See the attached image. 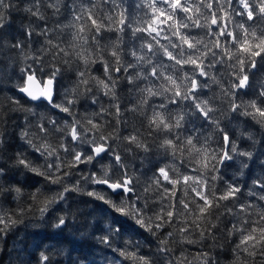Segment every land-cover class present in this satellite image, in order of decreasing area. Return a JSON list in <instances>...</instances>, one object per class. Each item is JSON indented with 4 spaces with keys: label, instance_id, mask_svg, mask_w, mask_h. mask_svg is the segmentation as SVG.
Here are the masks:
<instances>
[{
    "label": "snow or ice",
    "instance_id": "6c2138e0",
    "mask_svg": "<svg viewBox=\"0 0 264 264\" xmlns=\"http://www.w3.org/2000/svg\"><path fill=\"white\" fill-rule=\"evenodd\" d=\"M138 7L145 10L144 16L128 12L123 0H72L71 6L65 0H27L22 11L30 19L23 26V39H18L11 36L9 16L21 9L14 0H0V48L24 53L29 45L41 44L25 55L32 63L20 69L24 83L17 85L35 106L25 109L18 100L7 98L14 105L11 110L36 116L35 108L46 106L72 118L58 123L40 116L35 125L25 118L20 139L39 153L43 165L37 166L19 153L13 166H23L52 185H63L62 191L50 196L38 188L29 198L39 205L41 218L52 206L66 201V193L81 192L102 201L111 211L106 209L101 218H94V227L103 233L97 240L123 258L124 264L155 262L139 242L124 241L123 247H112L125 227L115 214L134 220L157 237L160 264H165L164 255L174 251L169 245L177 238L180 243H198L190 238L192 232L199 230L203 240L206 233L221 226L228 236L239 235L237 250L264 256V161L251 184L243 186L235 177L224 180L219 167L233 160V154L246 158L241 168H248L247 160H253V152L239 150L231 133L221 126L220 117L225 113L249 118L252 123L241 135L253 147L261 143L257 136L264 138V80L255 79L258 74L264 76V0H141ZM53 17L57 19L50 24ZM61 18L67 22L62 23ZM108 33L118 35L111 38ZM128 34L141 43L127 47L124 37ZM45 57H49L47 72ZM95 65L102 66L103 78L93 74ZM68 70L75 72L76 80L61 94L63 72ZM45 75L47 79H43ZM121 83L128 87L131 105L123 109L117 92ZM212 85L218 91L206 96L204 89L211 90ZM100 94L108 98L107 107ZM246 96L250 98L246 100ZM81 98L98 105V111L75 113L72 106ZM2 109L0 101V116ZM125 112L142 118L140 126L133 125L128 134L118 127L123 124L124 130L128 128ZM109 116L113 119L108 120ZM192 118L201 127L189 132L186 124ZM33 127L38 131L33 132ZM51 133L59 134L58 144L49 140ZM3 137L0 131V149ZM213 142L219 147L213 148ZM136 149L145 153V158L151 153L163 157L148 170L151 176L129 172L123 153ZM106 157L109 162L93 170V162ZM79 165L93 168L70 183L65 178L75 175L72 170H78ZM6 175L8 169L0 163V196L14 192L13 199L22 200L25 193L20 187L6 186ZM141 177L144 187L138 192ZM87 186L96 187L87 190ZM109 190L119 202L111 198ZM25 211L18 206L21 216ZM226 216L236 223H225L222 217ZM57 219L55 228L67 226L65 216ZM19 222L0 206V234ZM196 259L210 264L206 254ZM37 264L59 262L42 252ZM166 264H187V258H169Z\"/></svg>",
    "mask_w": 264,
    "mask_h": 264
},
{
    "label": "trees",
    "instance_id": "16d2710c",
    "mask_svg": "<svg viewBox=\"0 0 264 264\" xmlns=\"http://www.w3.org/2000/svg\"><path fill=\"white\" fill-rule=\"evenodd\" d=\"M14 2L21 10L11 11L10 13L11 36L23 39L21 35L23 26L27 25L30 19L28 14L22 11L27 4V0H14ZM140 2L141 0H123V7L131 14L142 17L144 16L145 10L138 7ZM65 3L71 6L72 0H65ZM48 15L51 16L50 10ZM55 19L57 18L53 17L49 23L51 24ZM61 22L66 23L67 21L61 18ZM116 35L118 34H107L111 38H114ZM65 37H67V33H65ZM124 39L127 47H133L141 43L140 40L130 34L125 35ZM40 47L41 44L33 43L25 49L24 53L8 48H0V101L3 102V115L0 116V131L4 133V145L0 149V163L4 164L8 169V175L4 178L6 186L20 187L25 193L24 198L19 201L13 199L14 192H6L3 196H0V206H3L6 210H10L14 218L21 221L5 233L0 234V264H37L40 253L42 252L52 256L54 262H59V264H111L115 260H119L120 264H124L123 258L119 257L111 249L106 248L103 244H100L97 240V237L103 235V233L94 227V218H101L102 212L106 209L111 211L107 205L81 192L66 193V201L52 206L49 212L41 218L38 211L39 205L34 204L28 194L39 188L45 195L50 196L55 192L62 191L63 185H52L44 177L37 176L23 166H13L15 158L19 153L27 156L37 166L43 165V158L40 157L39 153L34 152L25 141L20 139V132L25 124L26 117L32 121L33 125L36 124L40 116L55 119L58 123H62L64 118H67L69 121L72 119L67 113H60L58 110H52L46 106L35 108L36 116H31L25 111L11 110L14 105L10 104L7 98L18 100L20 105L25 109L34 108L35 106L36 102H32L25 97L19 91L17 85H23L24 83L21 78L22 74L20 69L25 66V63H32L31 60H25V55ZM44 59L46 62L44 71L47 72V61L49 57H45ZM127 59L131 60L132 58L127 57ZM164 60L167 62L166 57ZM34 67H39V65H35ZM72 67L74 68L75 65ZM93 74L103 78L102 66L95 65L93 67ZM37 77L40 78V73H37ZM43 79H47V76L45 75ZM255 79L258 82L264 80V76L258 74ZM75 80L76 74L74 71H64L61 83V94H63L65 89H71ZM217 91V87L212 85L211 90L204 89V94L211 96L213 92ZM117 92L122 97V109L126 104L131 106L127 85L123 83L118 85ZM60 98L63 99V95ZM244 98L247 100L250 96ZM100 101L105 107L108 106L109 100L107 97H103L102 94H100ZM85 109L89 112L98 111V105H92L90 100L85 103L84 99L81 98L78 104L72 106V110L78 115H82ZM123 118L128 121L127 130H124L123 124L118 127L121 128L124 134L131 132L133 125L139 127L142 120L137 114L130 112H125ZM107 119L112 120L113 118L109 116ZM220 119L221 126L231 133L238 149L253 152V160H247L248 168H241V163L246 160L245 157L233 154V160L225 161L223 165L219 166L220 174L227 181H231L235 177L241 186L245 182L251 184V179L262 170L260 162L264 161V155H261V153H264V138L257 136V140H261V143H257L253 147L246 136L241 135V132L245 128H249L252 123L249 118L225 113ZM113 126L116 125L113 124ZM48 127L51 132V125ZM193 127L198 129L201 127L200 122L195 120V118H192L191 122L186 124V129L189 132L192 131ZM204 127L206 129L207 126L205 125ZM31 130L33 132L38 131L35 127ZM40 135L42 136L43 133H40ZM192 135L195 136L196 133L192 132ZM49 140L54 145L58 144L60 141L59 134L51 133ZM35 142L38 144L39 140ZM212 147L218 148L219 144L213 142ZM63 155L64 153L61 152V156ZM123 155L125 157V163L129 166V172H134L137 175L146 172L148 176H151L152 173L148 170L154 166L157 160L163 159L157 153H151L148 158H145V153L138 149L133 152L123 153ZM108 162L107 157L100 161V163L94 161L95 168L93 170H99L102 164H107ZM92 168L93 165H79L78 170H72L76 174L65 179L70 183H74L79 179L81 173L87 174L88 169ZM189 172H191V169H189ZM143 180L144 178L141 177V183L137 186L138 192L143 191ZM95 187L87 186V190H92ZM220 187H223V185H220ZM109 193L112 199H116L119 202V197L111 194V190H109ZM149 195H154V193H149ZM248 199L250 201L252 200L251 197ZM253 202L260 203L259 201ZM18 206L26 209L22 216L18 212ZM29 207L31 208L30 211L27 210ZM115 215L117 220L123 222L125 227L120 237L114 239L112 247L121 248L123 247L124 241L139 242L141 244V250L148 253L153 258L155 264H160L161 255L156 253L158 245L157 237L140 228L139 225L135 224L134 220L121 217L119 214ZM59 216L66 217L67 226L57 229L54 225L58 223L57 218ZM222 219L225 223L229 220L232 223H236V220L230 216L222 217ZM104 222H107L106 218ZM90 225L93 227H90ZM228 226L230 227L231 225L229 224ZM167 230L171 231V229ZM213 235L215 237L214 239L211 238ZM160 238L163 237L161 236ZM190 238L198 241V243H180L179 238H177L176 242L170 243L169 247L173 248L174 251L164 255L163 259L165 264L169 258L175 259L181 256L187 258V264H202V261L196 259V257L203 254L207 255L210 264H260L264 260V256H260L259 254L253 257L242 250H237L236 245L240 242L239 235L228 236L226 231L223 230V226H221L220 230L213 229L211 233H206V237L203 240L199 238V230L192 232Z\"/></svg>",
    "mask_w": 264,
    "mask_h": 264
},
{
    "label": "water",
    "instance_id": "95a60500",
    "mask_svg": "<svg viewBox=\"0 0 264 264\" xmlns=\"http://www.w3.org/2000/svg\"><path fill=\"white\" fill-rule=\"evenodd\" d=\"M38 78V77H37ZM24 95V94H23ZM25 96V95H24ZM26 97V96H25ZM29 99V98H28Z\"/></svg>",
    "mask_w": 264,
    "mask_h": 264
}]
</instances>
